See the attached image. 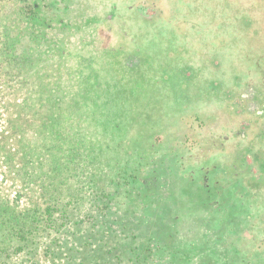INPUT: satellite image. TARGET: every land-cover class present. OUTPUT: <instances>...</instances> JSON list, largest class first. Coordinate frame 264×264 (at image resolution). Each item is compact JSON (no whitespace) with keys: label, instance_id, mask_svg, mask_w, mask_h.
I'll return each instance as SVG.
<instances>
[{"label":"rangeland","instance_id":"rangeland-1","mask_svg":"<svg viewBox=\"0 0 264 264\" xmlns=\"http://www.w3.org/2000/svg\"><path fill=\"white\" fill-rule=\"evenodd\" d=\"M0 264H264V0H0Z\"/></svg>","mask_w":264,"mask_h":264},{"label":"flooded vegetation","instance_id":"flooded-vegetation-1","mask_svg":"<svg viewBox=\"0 0 264 264\" xmlns=\"http://www.w3.org/2000/svg\"><path fill=\"white\" fill-rule=\"evenodd\" d=\"M51 13V16H55V15H58L57 13V9H53L52 8V11H50ZM59 16V15H58ZM174 37V36H173ZM176 38V37H175ZM195 51V50H194ZM179 69H181V67H179ZM202 67H201V71H202ZM184 88V87H183ZM164 128V127H163ZM164 130V129H163ZM167 130V129H166ZM178 130L179 129H177L176 130V133H178ZM169 130H167V132H165V130H164V132L166 133V134H164V132L162 133V135L164 134V138L167 140V138H169V137H171V132H168ZM205 133H206V131H205ZM166 136H168L167 138H166ZM201 138V137H200ZM205 140H207L206 139V137L204 138ZM246 140V139H245ZM174 141V140H173ZM207 143H208V141H206ZM163 143H165V141H164V139H163ZM181 143V142H180ZM179 143V144H180ZM173 144H175V143H173ZM166 145L164 144V146H161V148H160V150H161V154H160V164L163 166V169L166 171V174H165V176L162 178L163 179V181L165 182V186H167L168 185V183L170 184L169 186H172V182H174L173 180H179V176H177V175H175L174 174V172H173V170L175 169V168H171V169H167V167H168V164H167V162L163 159V157H169V156H173L174 158L177 156V155H173V154H166V155H164L165 153H166V149L164 148ZM168 146H171V145H168ZM173 146H176V145H173ZM198 147V145H196V142L191 146V147H189L190 148V150H188V149H186L187 148V146H182V148L184 149V151H190L191 152V154H190V159L189 158H187L186 157V159H187V161L188 162H190V160L191 161H195V157H196V159L197 158H201V153H199V154H197V155H193L192 154V151H195V150H197V151H201V148H203V147H201V146H199L200 148H197ZM162 149H163V153H162ZM203 157H205V156H203ZM175 160H178L179 161V169H182V161H181V159L179 160V157L178 158H175ZM190 163H192V162H190ZM201 167V166H200ZM217 167H218V165H217ZM193 168V167H192ZM223 168H224V166H223ZM199 169V168H198ZM186 170V169H185ZM169 189H171V187H169ZM202 189V191H204V188L202 187L201 188ZM207 190V189H206ZM166 192H170V190H165ZM202 191H201V193H202ZM208 192V191H207ZM207 194L208 193H206V191H205V193L204 194H202V196L201 197H203L204 199H205V201H207ZM171 196H172V194H171ZM198 196V195H197ZM179 197H180V199H181V195H179ZM178 197V198H179ZM167 199H168V195H165L164 197H163V205H164V209H163V211H164V213H163V215H162V217H163V221H164V225L166 226V225H170L171 224V222H172V220L170 219L169 220V218H173V223H176V222H179L180 220H181V215H183V213H186L187 211H188V207H189V202L188 203H184V204H182V202L181 203H177V202H174L173 200H172V202H171V206H170V209H169V207L168 206H166V203H167ZM179 199V200H180ZM177 204V205H176ZM176 205V206H175ZM194 208V207H193ZM170 211H172L173 212V215H169L170 213ZM178 212V213H177ZM187 213H189V211L187 212ZM176 220H178V221H176Z\"/></svg>","mask_w":264,"mask_h":264},{"label":"crops","instance_id":"crops-1","mask_svg":"<svg viewBox=\"0 0 264 264\" xmlns=\"http://www.w3.org/2000/svg\"><path fill=\"white\" fill-rule=\"evenodd\" d=\"M163 121H165V119H163ZM174 121H176V123H177V120H174ZM175 126V125H174ZM171 127L173 128V132L176 134V135H178V133H176V130L178 129V127L177 126H175V127H173V126H171L170 125V127L167 129V130H169L168 132H171ZM164 130H165V132H167V130H166V126L164 127ZM179 130H181V127L179 126ZM160 132L162 131V129L160 128V130H159ZM174 134V135H175ZM197 148H200L199 146L197 147ZM203 150H205V153H207L206 151H207V149H205L204 147H203ZM223 149L221 148L219 151H222ZM167 152V154H173V155H175V153L176 152H180L179 153V160L181 159V161H182V165L184 164L185 165V163H187L188 161H187V159H186V157L187 158H189L190 159V151H184V149L182 148V146H170V148L168 149V151H166ZM202 151H196V154H194L193 152H192V154L193 155H197V154H199V153H201ZM208 153H210V151L208 152ZM221 153V152H220ZM236 153H239V152H235V154ZM207 157V156H206ZM176 158H178V156H176ZM229 159L231 160V159H235V157H233V158H230L229 157ZM205 157H203V156H201V158H197L196 159V157H195V161L193 162V161H191L190 160V162H192L191 163V165H192V167H194L195 165L197 166V165H199V167L205 162ZM201 161V162H200ZM197 162H200V164H196ZM207 162V161H206ZM232 162H233V160H232ZM237 163V164H241V161H239L238 159H236V160H234V163ZM216 166V165H215ZM236 166V165H235ZM234 166V167H235ZM198 185L199 186H201L202 185V183L201 182H198ZM180 195V194H179ZM181 200V199H180Z\"/></svg>","mask_w":264,"mask_h":264},{"label":"trees","instance_id":"trees-1","mask_svg":"<svg viewBox=\"0 0 264 264\" xmlns=\"http://www.w3.org/2000/svg\"><path fill=\"white\" fill-rule=\"evenodd\" d=\"M138 66V65H137Z\"/></svg>","mask_w":264,"mask_h":264}]
</instances>
